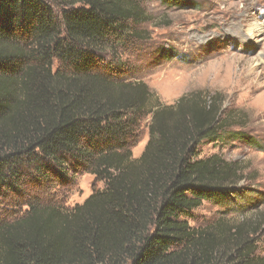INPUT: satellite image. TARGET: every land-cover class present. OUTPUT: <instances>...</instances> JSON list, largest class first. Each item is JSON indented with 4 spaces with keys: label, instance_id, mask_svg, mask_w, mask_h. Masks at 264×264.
<instances>
[{
    "label": "trees",
    "instance_id": "16d2710c",
    "mask_svg": "<svg viewBox=\"0 0 264 264\" xmlns=\"http://www.w3.org/2000/svg\"><path fill=\"white\" fill-rule=\"evenodd\" d=\"M143 2L0 0V264H264L257 222L190 224L206 201L232 205L245 178L202 146L261 144L218 94L168 105L132 77ZM82 173L104 188L71 209L48 199Z\"/></svg>",
    "mask_w": 264,
    "mask_h": 264
},
{
    "label": "rangeland",
    "instance_id": "374dc122",
    "mask_svg": "<svg viewBox=\"0 0 264 264\" xmlns=\"http://www.w3.org/2000/svg\"><path fill=\"white\" fill-rule=\"evenodd\" d=\"M144 0L151 21L143 24L146 40L134 49L129 65L132 77L145 82L164 104H174L193 91L218 94L222 107L232 116L236 132L261 146L226 138L202 146L203 155L217 153L237 161L244 179L237 185L232 205L221 208L206 201L196 209L192 226L208 225L225 218L232 222H257L259 254L264 255V29L252 36L247 29L264 23V0ZM150 117L139 126V139L132 148L139 158L149 140ZM104 183L90 173L74 175L67 185L50 189L48 199L71 209ZM31 189L30 193H34Z\"/></svg>",
    "mask_w": 264,
    "mask_h": 264
},
{
    "label": "bare ground",
    "instance_id": "6f19581e",
    "mask_svg": "<svg viewBox=\"0 0 264 264\" xmlns=\"http://www.w3.org/2000/svg\"><path fill=\"white\" fill-rule=\"evenodd\" d=\"M264 29V23L263 21H259L253 24L252 27L247 29V34L251 37L252 33L254 32L253 30H257L258 35H261V31ZM263 32V31H262Z\"/></svg>",
    "mask_w": 264,
    "mask_h": 264
}]
</instances>
